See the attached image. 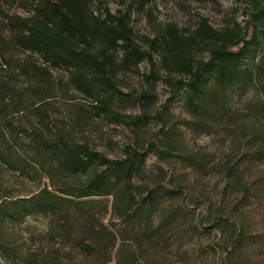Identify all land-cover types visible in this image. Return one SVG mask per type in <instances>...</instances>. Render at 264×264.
Here are the masks:
<instances>
[{
	"label": "rangeland",
	"instance_id": "obj_1",
	"mask_svg": "<svg viewBox=\"0 0 264 264\" xmlns=\"http://www.w3.org/2000/svg\"><path fill=\"white\" fill-rule=\"evenodd\" d=\"M105 9L130 18L143 49L148 48L146 39L155 38L160 28L175 24L194 31L202 18L217 30L238 24L248 38L254 33L253 9L245 0H156L148 7L152 14L137 10L132 0H94L95 15ZM33 14L31 0H0V33L12 40V30L22 27L20 19ZM7 52L30 62V77L3 65L0 52V82L18 91L24 80L32 79L46 97L27 114L36 129L61 130L70 141L110 160L124 159L130 149L146 152L144 170L133 179L136 205L123 196V187L86 200L85 211L74 221L79 225L77 235L67 223L60 230L53 216H28L15 227L21 256L48 258L51 264H232V260L264 264V71L226 93L213 89L217 98L209 95L204 114L196 117L183 95L170 109L164 108L170 88L165 81L143 77L152 71L146 60L139 72L116 71L113 80L126 96H120L115 106L119 115L113 116L96 113L92 100L70 82L67 70L51 69L48 77L34 68L45 65L41 56L14 45ZM194 56L209 58L208 52L196 51ZM116 58L120 63L122 52ZM263 59L260 51L254 60L262 64ZM250 62L252 66V58ZM161 76L167 77L163 72ZM145 90L153 95L148 107L141 105ZM144 109L149 117H143ZM230 170L240 176V183L229 177ZM0 182L15 187L20 197L50 184L43 175L25 179L6 170H0ZM149 196L156 200L151 203ZM227 225L247 233L237 259L229 254L232 239ZM78 238L94 248L78 246Z\"/></svg>",
	"mask_w": 264,
	"mask_h": 264
},
{
	"label": "trees",
	"instance_id": "obj_2",
	"mask_svg": "<svg viewBox=\"0 0 264 264\" xmlns=\"http://www.w3.org/2000/svg\"><path fill=\"white\" fill-rule=\"evenodd\" d=\"M155 1L132 0V5L152 14L148 7ZM245 1L253 9L251 38L238 24L217 30L202 18L194 31L180 29L175 24L160 28L155 38L146 39L148 48L143 49L136 41L130 18L123 13L115 16L108 9L95 15L94 0H31L34 14L29 19H20L22 27L12 30L15 32L12 40L0 33L3 65L30 77V62L17 60L7 51L14 45L37 54L45 64L34 65L39 73L51 77V69L67 70L70 82L92 100L96 113L117 116L115 106L121 101L120 96L126 95L113 80L116 71L139 72L140 65L147 60L152 71L143 77L149 82L165 81L170 88L171 96L164 108L170 109L183 95L187 107L197 117L204 114L202 110L209 95L217 98L214 90L226 93L238 84L253 81L258 73L263 75L264 59L262 64L255 60L264 51V0ZM196 51L208 52L209 58L196 59ZM118 52L123 54L120 63L116 58ZM162 72L166 78L161 76ZM31 81L24 80L18 91L0 82V170L14 172L25 179L35 180L43 175L50 184L36 194L20 197L15 195V187H6L0 182V264H16V261L51 264L48 258L21 256L15 227L28 216L46 215L58 220L60 230H65L67 223L72 228L69 230L77 235L79 225L74 221L85 211L82 206L86 200L111 195L123 187V196L133 206L138 203L133 179L146 164V152L142 148L130 149L124 159L110 160L88 146L70 141L61 130L51 133L36 129L27 114L46 97L39 83L35 86ZM152 96V91L145 90L140 95L141 105L148 107ZM144 112L143 117H149L146 109ZM19 115L21 119L16 118ZM229 177L237 183L241 181L232 170ZM147 199L151 203L156 200L151 196ZM86 212L84 217L92 220L94 215ZM228 227L233 251L229 254L237 259L247 233L244 228ZM77 245L88 250L94 248L81 238ZM232 264H235L233 260Z\"/></svg>",
	"mask_w": 264,
	"mask_h": 264
}]
</instances>
